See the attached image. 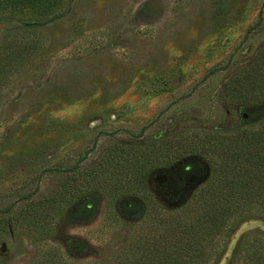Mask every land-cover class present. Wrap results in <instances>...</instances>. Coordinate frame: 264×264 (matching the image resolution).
<instances>
[{
  "label": "rangeland",
  "instance_id": "374dc122",
  "mask_svg": "<svg viewBox=\"0 0 264 264\" xmlns=\"http://www.w3.org/2000/svg\"><path fill=\"white\" fill-rule=\"evenodd\" d=\"M260 13L264 0H66L0 18V264H43L50 245L62 264L107 261L145 233L146 209L145 190L119 189L104 213L107 159L121 184L130 151L145 164L163 137L258 129L264 100H233L225 85L264 47V21L249 29ZM211 166L180 185L157 171L149 193L176 207ZM243 203L208 264L264 240L262 205Z\"/></svg>",
  "mask_w": 264,
  "mask_h": 264
},
{
  "label": "trees",
  "instance_id": "16d2710c",
  "mask_svg": "<svg viewBox=\"0 0 264 264\" xmlns=\"http://www.w3.org/2000/svg\"><path fill=\"white\" fill-rule=\"evenodd\" d=\"M65 1L0 0V18L48 15ZM263 21L260 13L249 29H256ZM225 94L243 102L264 100V47L230 76ZM173 139H177L175 146L171 144ZM130 154L129 169H121V184L116 183L115 170L110 175L111 161L106 160L103 174L108 178L104 181L108 190L104 191V213L122 201L117 195L119 189L130 194L145 190V233L125 243L107 261L89 264H208L218 255L226 222L237 212L240 215L246 206L243 200L260 202L264 210V122L258 129H241L226 135L200 129L189 135L163 137L145 146V164L133 162V151ZM82 160L78 159L71 170L76 171ZM205 166L207 170L211 166L210 176L185 202L172 208L156 205L149 190L157 171L172 168L180 185V179L201 175ZM42 254L43 264H62L57 247L50 245ZM228 264H264V240H247Z\"/></svg>",
  "mask_w": 264,
  "mask_h": 264
}]
</instances>
